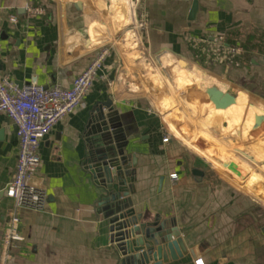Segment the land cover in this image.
<instances>
[{"label": "crops", "instance_id": "1", "mask_svg": "<svg viewBox=\"0 0 264 264\" xmlns=\"http://www.w3.org/2000/svg\"><path fill=\"white\" fill-rule=\"evenodd\" d=\"M101 47L110 56L82 105L41 141L30 184L44 204L17 210L21 240L8 238L4 192L18 139L0 112V264H120L109 193L87 163L98 109L137 159V225L165 221L183 239L187 254L164 264H264V0H0V75L18 86L71 87Z\"/></svg>", "mask_w": 264, "mask_h": 264}, {"label": "built area", "instance_id": "2", "mask_svg": "<svg viewBox=\"0 0 264 264\" xmlns=\"http://www.w3.org/2000/svg\"><path fill=\"white\" fill-rule=\"evenodd\" d=\"M25 8L29 10V5ZM8 20L16 24L17 16L12 14ZM138 26L144 27V20ZM225 50L232 55L241 52L242 47L226 45ZM109 56L110 48H99L85 70L68 88L59 85L46 88L35 79L18 86L9 77L0 75V112L5 113L13 122L18 139L15 171L4 188L6 195L13 200L8 223L10 241L23 238L17 231L20 221L17 210L22 207L41 209L44 204V191L30 184L40 162L42 139L59 121L82 105L83 98L92 89ZM163 142L167 143L168 138H164ZM196 262L202 264L200 260Z\"/></svg>", "mask_w": 264, "mask_h": 264}, {"label": "water", "instance_id": "3", "mask_svg": "<svg viewBox=\"0 0 264 264\" xmlns=\"http://www.w3.org/2000/svg\"><path fill=\"white\" fill-rule=\"evenodd\" d=\"M196 8L195 1L190 20L194 19ZM94 121L97 124L92 130H97H91L90 134L97 133V136L88 139L92 143L87 157L88 169L93 178L108 190L109 195L102 199L101 206L108 205L105 218L110 223V240L120 255V264H164L187 254L175 226L167 227L166 222L160 220L146 224L144 229L137 225L138 218L128 207L130 200L127 198L132 189L137 159L124 153L115 130L110 131L114 128L111 115L98 109ZM122 198L126 199L123 201Z\"/></svg>", "mask_w": 264, "mask_h": 264}, {"label": "rangeland", "instance_id": "4", "mask_svg": "<svg viewBox=\"0 0 264 264\" xmlns=\"http://www.w3.org/2000/svg\"><path fill=\"white\" fill-rule=\"evenodd\" d=\"M127 64V63H126ZM128 66H129V68L130 69H132L131 68V64H128ZM136 68H139V67H135V70L137 71V69ZM139 72V71H138ZM155 83H157V80H155ZM170 94H168L169 95V97H170V100H169V98L167 97V99L169 100H167L168 102H169V104H168V107H167V109H169V111H167L168 113H170V117H172V118H174L175 117V115H178V113L180 114V112L176 109V107H175V103L177 102L178 103V101L176 100V99H174V97H173V94H172V91L171 92H169ZM175 93H176V95L177 96H180V95H182V93H183V89L182 88H176L175 89ZM166 99V98H165ZM171 101V102H170ZM176 101V102H175ZM180 102V101H179ZM178 112V113H177ZM174 120V119H173ZM184 121V127H183V129L185 128V126H190V124L185 120V119H183ZM179 123V122H178ZM178 126H179V128H180V126L181 125H179L178 124ZM185 130V129H184ZM183 133L185 134V135H187V132L186 131H183ZM174 135L176 136V137H178L179 139H182L181 138V136L179 135V134H177L175 131H174ZM184 139H186V138H183V140ZM193 139H195V140H197L196 138H193ZM199 140H200V138H198ZM192 140V139H191Z\"/></svg>", "mask_w": 264, "mask_h": 264}]
</instances>
